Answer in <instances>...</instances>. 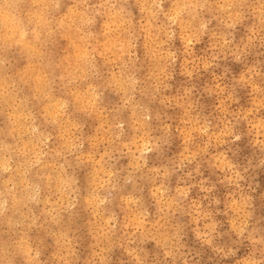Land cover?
<instances>
[{
    "label": "clouds",
    "instance_id": "9594fccd",
    "mask_svg": "<svg viewBox=\"0 0 264 264\" xmlns=\"http://www.w3.org/2000/svg\"><path fill=\"white\" fill-rule=\"evenodd\" d=\"M0 264H264V0H0Z\"/></svg>",
    "mask_w": 264,
    "mask_h": 264
}]
</instances>
